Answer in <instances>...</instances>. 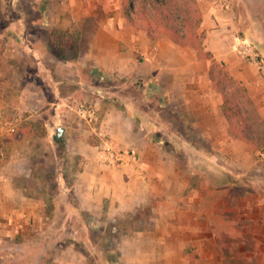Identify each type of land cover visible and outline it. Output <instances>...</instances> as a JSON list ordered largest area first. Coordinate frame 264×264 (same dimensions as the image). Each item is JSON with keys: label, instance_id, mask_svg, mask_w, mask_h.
I'll list each match as a JSON object with an SVG mask.
<instances>
[{"label": "crops", "instance_id": "obj_1", "mask_svg": "<svg viewBox=\"0 0 264 264\" xmlns=\"http://www.w3.org/2000/svg\"><path fill=\"white\" fill-rule=\"evenodd\" d=\"M197 2L205 48L246 86L264 117V72L229 47V8L221 0ZM120 10L121 0H37L25 19H0V112L20 117L15 134H8L7 156H0V264H87L84 250L66 242L75 228L63 223L58 229L54 218L52 227L47 216L72 215L80 229L79 209L123 226L111 264H264V190L228 195L225 187H211L186 154L165 146L163 140L179 138L174 124L171 133L154 137L138 119L165 130L147 110L168 104L170 113L185 117L192 138L210 146L191 154H227L247 172L259 166L246 144L227 132L210 61L165 35L149 37ZM56 27L75 32V52L59 57L49 50ZM74 98L92 104L98 121L78 117L70 107ZM31 120L45 132L20 129ZM100 134L137 152L145 180L97 160ZM50 139L54 149L42 147ZM226 139L244 150L227 153ZM128 217L137 226L123 221ZM50 230L53 236L43 239Z\"/></svg>", "mask_w": 264, "mask_h": 264}, {"label": "rangeland", "instance_id": "obj_2", "mask_svg": "<svg viewBox=\"0 0 264 264\" xmlns=\"http://www.w3.org/2000/svg\"><path fill=\"white\" fill-rule=\"evenodd\" d=\"M36 1L0 0V19H25L24 15L26 13L24 11ZM221 5L223 8H225V6L229 8V47L232 48L233 52L240 59H243L245 62H249L238 54L236 50L237 40L239 39L245 41L258 55V58L264 63V0H231L230 3L222 2ZM29 15L35 16V13L29 12ZM124 109H127L126 106H124ZM168 109L169 107L167 104L165 108H161L159 111L156 109L147 110L150 112V117L154 116L163 122V128L165 130H159L157 126L147 122V118L142 117L141 115L138 116V119L143 122L148 129L154 131L153 133L156 134L153 135L154 137L159 136L160 132L171 133L173 131L174 124V127L178 131L177 133L179 138L163 140L165 142V146L186 154L185 156L183 155V157L185 160L191 161L190 167L199 174H197L198 178L201 179L200 174L204 173L206 179L210 181L211 187H225L228 189V195H235L239 192H241L242 195L249 190L255 192L256 194H262L264 190V151H257L254 153L253 157L260 161L259 166L250 169L248 172L236 166L232 162L231 157L227 154L222 155L220 158L211 155L208 157L199 156L198 154L193 155V148L199 147L204 150H210L209 144L199 139H193L192 134L189 133V125L186 124L185 117L180 114L177 115L170 113ZM171 109L172 111L175 110L173 108ZM53 143V140L50 139L48 142L45 141L42 143V147L47 146L54 149L55 145ZM225 145L228 148L227 150H229L227 152L229 154L232 150L239 151V148L244 150L232 139H226ZM215 159H217L216 162ZM231 180H236L237 182L234 187L229 186ZM49 217L51 219L50 224H52V220L54 218V227L59 226L58 229H62L61 227H63V223L66 228H75V232L71 233V235L67 234L66 242L72 244V246L74 244L77 250H84V254L87 255V264H111V261H115L117 259L119 252H117L116 248L120 243L121 234L124 230L122 225L119 228L114 226V224L118 221L111 219L109 221L102 219L96 220L90 215H84V219L82 221L85 225L82 224V228L79 229L77 225L73 226L72 215H55V217L50 215ZM132 219L135 218L128 217L124 218L123 221L127 222L130 227L133 225L137 226L136 223L138 224L139 221H133ZM43 226L47 227L48 224L44 223ZM51 226L53 227V224ZM52 231L53 230H50V235H46L43 239L53 236L51 235ZM52 238L55 239V237ZM52 250L54 249L50 248L49 253H47V258L50 257L49 255L53 256L54 251L51 252ZM38 253L41 252L39 251Z\"/></svg>", "mask_w": 264, "mask_h": 264}, {"label": "trees", "instance_id": "obj_3", "mask_svg": "<svg viewBox=\"0 0 264 264\" xmlns=\"http://www.w3.org/2000/svg\"><path fill=\"white\" fill-rule=\"evenodd\" d=\"M120 12L129 24L144 28L149 37L165 35L178 46L195 49L199 59L210 61L209 77L221 95V111L228 134L245 143L249 152L264 151V117L246 86L230 74L224 62L217 61L205 48L204 33L200 30L202 12L197 0H121ZM76 41L75 32L56 27L50 35L49 50L60 57L66 49L75 52ZM19 127L30 134L45 132L40 121H25ZM11 135L0 136V148L5 156L8 151L4 147ZM84 215L86 213L79 209L77 216L83 225ZM114 226L120 227L118 223Z\"/></svg>", "mask_w": 264, "mask_h": 264}, {"label": "built area", "instance_id": "obj_4", "mask_svg": "<svg viewBox=\"0 0 264 264\" xmlns=\"http://www.w3.org/2000/svg\"><path fill=\"white\" fill-rule=\"evenodd\" d=\"M221 1L226 3L228 0ZM153 50H156V47H153ZM236 50L238 54L253 64L258 71L264 72V63L258 58V55L248 43L238 39ZM70 107L78 117L88 124H94L98 121L97 110L92 104L82 99L74 98L71 100ZM19 120L20 117L18 116H12L8 119L0 112V136L15 133ZM1 154L0 148V156ZM97 160L105 165L123 167L132 177H136L139 180H145L146 178L145 168L137 152L119 147L105 134H100V141L97 145Z\"/></svg>", "mask_w": 264, "mask_h": 264}, {"label": "water", "instance_id": "obj_5", "mask_svg": "<svg viewBox=\"0 0 264 264\" xmlns=\"http://www.w3.org/2000/svg\"><path fill=\"white\" fill-rule=\"evenodd\" d=\"M55 131H56V139L59 140L62 130H61V128L58 127V128H56Z\"/></svg>", "mask_w": 264, "mask_h": 264}]
</instances>
